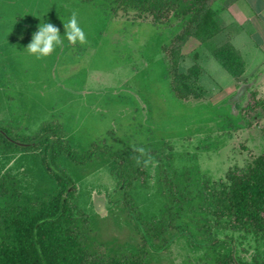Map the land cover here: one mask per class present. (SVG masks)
I'll return each mask as SVG.
<instances>
[{"label": "rangeland", "instance_id": "374dc122", "mask_svg": "<svg viewBox=\"0 0 264 264\" xmlns=\"http://www.w3.org/2000/svg\"><path fill=\"white\" fill-rule=\"evenodd\" d=\"M114 8L110 0H0V131L10 140L0 137V178L23 198L54 194L44 160L52 163L51 154L41 142L60 138L88 157L81 164L62 154L51 168L76 183L78 226L100 261L141 255L147 264H264V233L219 228L213 216L226 174L264 154V104L257 105L264 60L245 39L252 26L237 32L248 71L236 81L213 54L227 32L239 31L228 15L227 32L203 46L192 39L173 55V43L162 48L182 32L180 20L160 29L150 17ZM73 11L83 45L63 37ZM43 23L57 26L64 44L37 59L25 49ZM195 66L200 75L189 76V96L179 98L175 72ZM136 147L157 164H142L145 175L132 173L131 185L119 188L118 164L137 157ZM11 193L0 192V209ZM95 195L105 198L104 216Z\"/></svg>", "mask_w": 264, "mask_h": 264}, {"label": "trees", "instance_id": "16d2710c", "mask_svg": "<svg viewBox=\"0 0 264 264\" xmlns=\"http://www.w3.org/2000/svg\"><path fill=\"white\" fill-rule=\"evenodd\" d=\"M93 2L96 0H83ZM216 0H110L125 12L135 11L138 17L152 18L153 25L162 28L174 19L183 23V30L174 40L164 45L167 49L173 43L172 53L177 54L192 39L200 45L206 44L220 32L213 5ZM219 63L234 77L240 80L245 73V61L232 44L226 43L213 51ZM177 61H175V64ZM196 79L200 67L190 69L189 74L175 72L174 91L177 96L186 99L189 86L185 83L189 76ZM260 103H257V105ZM264 106V105H263ZM264 134V129H263ZM0 137L6 142L8 133L0 131ZM1 143V142H0ZM23 150L36 149L37 146L16 144ZM44 153L51 154V162L45 156V167L56 180L57 191L40 200L23 198L11 193V186L5 178H0L2 196L12 194V201L6 209H0V264H147L141 255L134 258L110 259L100 261L86 247L85 234L78 226L76 205L77 186L73 178L55 163L62 154L78 163H85L64 142L55 137L41 142ZM9 149V148H8ZM133 157H122L118 164L119 188L130 186L131 175L143 177L142 163L137 164ZM134 175V174H133ZM23 200V203L20 201ZM215 209L213 216L219 228H228L244 234L264 233V154L254 157L245 169H231L225 176L221 188L214 193ZM132 212L136 205L127 200ZM225 220L227 224L222 223ZM143 253H145L143 251Z\"/></svg>", "mask_w": 264, "mask_h": 264}, {"label": "crops", "instance_id": "0c3cea01", "mask_svg": "<svg viewBox=\"0 0 264 264\" xmlns=\"http://www.w3.org/2000/svg\"><path fill=\"white\" fill-rule=\"evenodd\" d=\"M213 8L216 11V20L219 24L220 32L217 35H215L211 40L227 32V29H228L227 22L228 21L225 19V16L228 15L229 17L232 18L234 23L237 25V28L239 29V31L235 30V31L227 32L226 33L227 36L223 39L221 46L226 43H230L243 57L241 51L239 50V46H241V44L239 43H241V40H239L237 36L238 34L237 32H241L240 30H243L248 25H251L252 30L250 33L251 34L250 38L247 35V37L245 36V39H249L252 41L251 48H254L255 50L259 49L261 56L264 60V44H262L264 43V0H216L213 5ZM255 33H257L256 35L257 37H259L258 42H256L257 37L256 35L254 36ZM253 43L255 45H253ZM221 46L219 45V47ZM247 71H248V67L246 64L245 73L243 74L242 77L246 76ZM262 74H261V77H259L260 80L264 78V74L263 75ZM262 94H264V91H262ZM260 102L261 104H264V101L259 100V103ZM104 202H105L104 197L100 195H95L93 207L96 209L97 214L102 215L99 211V208H102V207L104 208L103 212L107 211L105 209L106 207L104 205Z\"/></svg>", "mask_w": 264, "mask_h": 264}, {"label": "clouds", "instance_id": "9594fccd", "mask_svg": "<svg viewBox=\"0 0 264 264\" xmlns=\"http://www.w3.org/2000/svg\"><path fill=\"white\" fill-rule=\"evenodd\" d=\"M65 29L66 40L73 46L77 43L83 45L87 43V37L84 30L80 27L78 14L73 11L68 22L63 23ZM64 41L60 35V29L52 23H43L39 26L31 42L25 49L28 54L35 56L37 59H42L50 56L57 47H63ZM136 153H139L135 157L137 164H143L147 167L151 164L153 167L156 166L157 162L154 158L146 151L143 147L134 148ZM144 157H147L146 159Z\"/></svg>", "mask_w": 264, "mask_h": 264}]
</instances>
